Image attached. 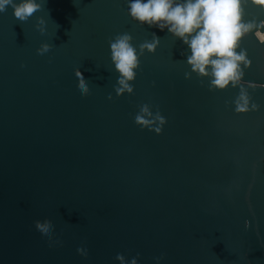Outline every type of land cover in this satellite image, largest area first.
I'll return each instance as SVG.
<instances>
[{
	"label": "water",
	"instance_id": "water-1",
	"mask_svg": "<svg viewBox=\"0 0 264 264\" xmlns=\"http://www.w3.org/2000/svg\"><path fill=\"white\" fill-rule=\"evenodd\" d=\"M35 2L24 21L0 12V264H121L117 253L124 264H264L255 29L235 49L250 62H238L240 83L219 89L178 38L131 19L127 0ZM241 8L243 22L264 20L252 0ZM153 32L155 51L141 49ZM123 33L139 66L117 95L109 43Z\"/></svg>",
	"mask_w": 264,
	"mask_h": 264
},
{
	"label": "clouds",
	"instance_id": "clouds-1",
	"mask_svg": "<svg viewBox=\"0 0 264 264\" xmlns=\"http://www.w3.org/2000/svg\"><path fill=\"white\" fill-rule=\"evenodd\" d=\"M242 0H127V14L134 21L155 26L159 31H164L178 38L185 44L189 54L185 57L191 70L200 75L211 77L210 86L223 89L229 83L236 86L243 75L238 62H243L245 67L250 63L245 58V52L235 51L238 41L249 31L264 43V20L243 22ZM252 3L264 7V0H252ZM6 6L12 7L15 18L24 21L39 4L35 0H0V12ZM151 42L140 45L141 49L154 52L158 44V37L153 32ZM131 37L127 33L117 35L109 43L111 59L115 70L119 73L115 88L117 95L124 91L131 92L135 69L139 66L138 53L130 43ZM77 81L80 85L79 92L83 94L87 85L85 78L77 72ZM264 86V85H262ZM248 107V98L244 89L236 101V110L245 111ZM255 107V105H253ZM146 112V108L141 109ZM138 123H148L142 116L136 117ZM38 232L45 238L51 233L50 226L36 223ZM81 251L77 248V252ZM116 259L124 264L123 256L117 253ZM129 264H136L135 258Z\"/></svg>",
	"mask_w": 264,
	"mask_h": 264
}]
</instances>
